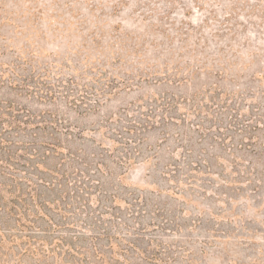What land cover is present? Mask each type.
<instances>
[{"label":"rangeland","instance_id":"1","mask_svg":"<svg viewBox=\"0 0 264 264\" xmlns=\"http://www.w3.org/2000/svg\"><path fill=\"white\" fill-rule=\"evenodd\" d=\"M0 101V264H264V0H0Z\"/></svg>","mask_w":264,"mask_h":264},{"label":"trees","instance_id":"2","mask_svg":"<svg viewBox=\"0 0 264 264\" xmlns=\"http://www.w3.org/2000/svg\"><path fill=\"white\" fill-rule=\"evenodd\" d=\"M42 72H36L35 70L32 72L31 74V78L35 79V78H41L42 77ZM22 76V75H21ZM25 78H23L21 81L22 83H24V85L26 86H30L29 82L27 80L24 79H28V76H24ZM31 79V80H32ZM15 82H19L18 80H15ZM4 103L0 101V146L5 147L3 145L5 144H21L22 141H18L15 142L12 139H10V136H4V134H6V132H8L9 130H16V129H21V128H26L29 124H31V119H30V115H25L23 117H20V112L22 111L21 109H16V106H14V104H9L8 106H4ZM11 109H13V113H10ZM15 112V114H14ZM55 147H58L59 145L57 143L53 144ZM1 147V148H2ZM9 152H11L9 150ZM10 155V156H9ZM8 155V159L6 160V162L8 160H11L12 154ZM5 159V158H4ZM4 159L0 160V162L4 161ZM9 163V162H7ZM39 175V174H37ZM6 176L8 177L9 175L6 174ZM10 176H13L10 174ZM10 178H7L6 180H8ZM40 179H42V177H40ZM26 181L28 182H33L32 179L29 178H25ZM23 181V180H22ZM8 185L10 186L9 188H7L6 184H4L3 182L0 183V219L4 218L5 216H10V217H15V222H14V226H9V227H5L2 226V229H4L5 231H11V232H19V228L17 227L16 223H20L19 226L24 227V228H30L32 224L38 223L34 220L28 219L27 215L25 214V210L27 208L24 207H20L18 206V202H19V196L21 194H24V186L20 185V189L23 190V192H21L20 194H17V191L14 189V183H8ZM31 188L27 189L26 191L31 193V198H30V203L31 204H38L41 207L44 208V205L47 204L46 202H41L40 199L42 197L41 193L35 192L33 194V192H31L30 190ZM9 193L10 197L7 199L5 194ZM26 201V200H25ZM51 203V202H48ZM25 205H27V203H25ZM45 208H47L45 206ZM18 210H24L23 212L18 213ZM5 214V215H4ZM4 215V216H3ZM45 215H47V213H45ZM24 217V220H23ZM7 222H9V220H7ZM32 223V224H31ZM55 225L58 227V224L55 223ZM48 227V226H46ZM46 233H49L48 230L45 229ZM65 237H63L62 239H64ZM55 238H53L54 240ZM57 239V238H56ZM43 241V240H42ZM45 241V240H44ZM52 241V240H51ZM63 241V240H62ZM43 244V243H42ZM50 246H52V242L49 243ZM69 246H71V244H69ZM51 248V247H50ZM40 248H38V250H40ZM53 250L51 249L50 252H52Z\"/></svg>","mask_w":264,"mask_h":264}]
</instances>
